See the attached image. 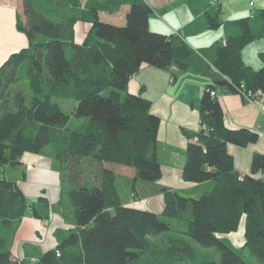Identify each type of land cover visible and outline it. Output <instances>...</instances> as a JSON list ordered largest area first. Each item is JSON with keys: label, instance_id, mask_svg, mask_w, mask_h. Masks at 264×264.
I'll list each match as a JSON object with an SVG mask.
<instances>
[{"label": "trees", "instance_id": "1", "mask_svg": "<svg viewBox=\"0 0 264 264\" xmlns=\"http://www.w3.org/2000/svg\"><path fill=\"white\" fill-rule=\"evenodd\" d=\"M56 6H80V0H51ZM110 11L128 3L125 23L116 25L98 18L97 6L81 12L90 19L82 43L73 39V14L50 17L34 0H22L16 27L28 45L0 65V167L20 163L24 152L40 153L51 146L59 162L62 196L67 197L76 227L56 246L25 259L12 254V236L26 211L46 218L50 205L40 193L34 201L19 185L0 177V264H180L194 262V249L180 236L187 235L202 247L218 250L219 261L202 264H248L239 249H247L258 264H264V154L254 153L250 173L233 167L227 144L244 146L258 134L248 128L230 129L223 123V108L217 96L204 89L199 116L205 129L199 141L189 139L182 167L184 180L214 185L198 197L164 190L160 214L122 205L113 185L114 174L103 169L102 182L89 184L86 175L98 176L99 164L109 162L135 168L138 179L160 177L156 153L159 118L151 113V101L130 93L127 82L143 63L167 68L176 65L213 76L218 84L234 90L241 83L247 90L264 91V65L252 68L241 59V49L264 31V8L235 18L240 33L213 45L210 62L177 35H165L148 27L150 7L143 0H106ZM68 13V12H67ZM216 26V16H207ZM213 67V68H212ZM213 84L206 87L213 89ZM205 87V88H206ZM235 91V90H234ZM107 92V94H105ZM53 97L75 100L69 113ZM73 116L85 122L68 127ZM244 217V243L234 248L220 234L236 231ZM163 218V219H161ZM169 220L186 222L184 229ZM163 236V245L150 236ZM58 252V254H57ZM193 260V261H192Z\"/></svg>", "mask_w": 264, "mask_h": 264}, {"label": "crops", "instance_id": "2", "mask_svg": "<svg viewBox=\"0 0 264 264\" xmlns=\"http://www.w3.org/2000/svg\"><path fill=\"white\" fill-rule=\"evenodd\" d=\"M151 9L148 15L150 30L165 35H177L182 38L204 60L210 62L213 57V45L221 40L240 33L232 20L252 14L264 8V0H143ZM36 6L50 17L61 14H73L79 17L73 24V39L82 43L90 29V19H81L82 11L97 6L101 21L123 25L129 9L128 3L121 4L110 11L106 0H80V6H56L51 0H34ZM68 12V13H67ZM22 13V0H0V65L12 52L26 47V35L16 28V15ZM216 16L218 24L210 26L207 16ZM241 59L247 65L258 69L264 65V35L257 36L240 51ZM213 68V67H212ZM213 89L223 108V123L230 129L248 128L258 134L255 142L244 146L227 144V151L233 157V167L240 174L250 173V164L254 153L264 154V99L254 103L247 101L242 94L230 89L228 85L215 83L213 76L205 75L192 68L172 65L158 68L143 63L127 82L130 93L141 94L151 101L150 111L158 116L160 122L156 137V153L160 163V177L155 181L137 180L132 183L135 168L109 162L99 164L98 176L86 175L89 183L103 180V169L114 174L113 185L122 205L145 209L160 214L164 207V190H174L180 194L198 197L214 185L208 180L200 183L184 180L182 167L185 162V150L189 141L188 133H195L199 125L198 103L206 85ZM52 151L40 153L24 152L18 167L22 169L20 179L8 180L17 183L27 197L43 193L49 200L50 211L46 218L34 217L28 210L21 217L12 236L10 250L19 258L32 259L56 246L76 227L71 208L66 199H61L62 185L59 162L54 160ZM16 166V165H15ZM6 168H3L5 171ZM264 178V174L258 173ZM35 189L28 184L33 182ZM27 182V183H26ZM124 188V189H123ZM123 189V190H122ZM131 189L136 198L128 199ZM28 199V197H27ZM67 201V202H66ZM176 228L184 229L186 223L169 220ZM244 217L236 231L219 236L227 237L234 248L244 243Z\"/></svg>", "mask_w": 264, "mask_h": 264}, {"label": "rangeland", "instance_id": "3", "mask_svg": "<svg viewBox=\"0 0 264 264\" xmlns=\"http://www.w3.org/2000/svg\"><path fill=\"white\" fill-rule=\"evenodd\" d=\"M263 35H264V31H263V34L261 36H263ZM105 94H107V92ZM52 100L55 101L56 103H58L59 106L61 107L62 111L65 112V113H69L73 109V106L75 105V100H73V99H65V98H61V97H53ZM83 122H85V119H83V118L77 119V118L71 116L70 119L68 120V127L76 128L80 124L83 125ZM44 150H45V152H48V151L51 152V146L47 145L46 147H44ZM54 160L56 162H58L56 159H54ZM6 167H8V168H6L5 171L3 169H1V167H0V177L2 175H5V176L10 177V178L20 179L21 176H23L22 169H20L18 167V165H16V166L8 165ZM138 180H141V179H138ZM142 181H146V180H142ZM131 182H132V180H131ZM33 184H34V181L30 182L28 184V187L30 189H35L33 187ZM30 194L31 193H28V196H27L28 200H30V201H34L38 197V196L30 195ZM127 197H128V199L130 201H133V200L137 199L136 198L137 197L136 194L131 189L128 190V196ZM63 198L67 200V197L65 195H63ZM161 219H163V218H161ZM182 222H184V221H182ZM184 223H186V222H184ZM166 234H169L171 236H180V237H182L184 240L189 242L191 244V246L193 247V249H194V262L184 260L180 264H202V262L205 261V260L219 261L220 255H219V252H218V250L216 248H214V247H202V246L198 245L195 241H193L187 235H182L181 236V235H179L178 233H175V232H168ZM164 235L165 234H160V235H157V236H150L149 238H150V241L152 243H155V244L157 243L159 246H162L163 245V241L162 240H163V236ZM225 238H226L225 240L227 241V237H225ZM238 251H239L241 257L248 264H258L257 261H256V258L247 249L240 248ZM31 260H33V258Z\"/></svg>", "mask_w": 264, "mask_h": 264}, {"label": "built area", "instance_id": "4", "mask_svg": "<svg viewBox=\"0 0 264 264\" xmlns=\"http://www.w3.org/2000/svg\"><path fill=\"white\" fill-rule=\"evenodd\" d=\"M221 43H222V44H225V43H226L225 39L221 40ZM205 89L208 90V91L210 92V95H211V96H218L214 89H210V88H208V87H206ZM234 90H235L236 92L242 94L243 97H244L247 101H249V102H251V103H254L256 99H264V91H262L261 89H257V90H254V91H252V90H247V89L245 88V86H244L243 83H241V84H239V85H237V86H234ZM198 123H199V125H198V130H199L200 128H202V129H205V128H206V127H205V124H202L200 120H199ZM198 130H197V131H198ZM188 139H190V140L193 141V142H198V141H199L197 134H193V135H192L190 138H188ZM57 254H58V252H57Z\"/></svg>", "mask_w": 264, "mask_h": 264}]
</instances>
